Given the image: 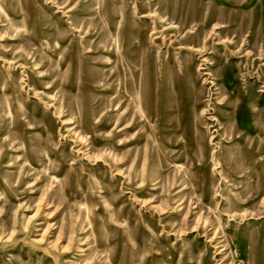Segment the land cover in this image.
I'll list each match as a JSON object with an SVG mask.
<instances>
[{
	"label": "rangeland",
	"instance_id": "374dc122",
	"mask_svg": "<svg viewBox=\"0 0 264 264\" xmlns=\"http://www.w3.org/2000/svg\"><path fill=\"white\" fill-rule=\"evenodd\" d=\"M244 263L264 0H0V264Z\"/></svg>",
	"mask_w": 264,
	"mask_h": 264
},
{
	"label": "bare ground",
	"instance_id": "6f19581e",
	"mask_svg": "<svg viewBox=\"0 0 264 264\" xmlns=\"http://www.w3.org/2000/svg\"><path fill=\"white\" fill-rule=\"evenodd\" d=\"M156 12H157V11H156ZM213 29H214V28H213ZM124 128H126V126L122 127V129H124ZM120 130H121V129H120ZM78 136L82 137L80 134H78ZM112 158H113L115 161L120 159L117 153L113 154ZM119 162L121 163L122 161H119ZM119 171H121V170H119ZM8 239H9V238H8ZM223 249H224V248H222V250H223ZM244 264H245V263H244Z\"/></svg>",
	"mask_w": 264,
	"mask_h": 264
}]
</instances>
